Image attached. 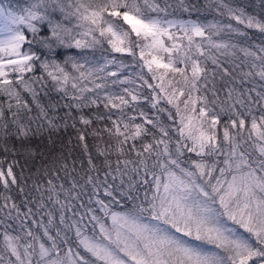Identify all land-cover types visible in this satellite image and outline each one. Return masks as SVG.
<instances>
[{
	"label": "snow or ice",
	"instance_id": "1",
	"mask_svg": "<svg viewBox=\"0 0 264 264\" xmlns=\"http://www.w3.org/2000/svg\"><path fill=\"white\" fill-rule=\"evenodd\" d=\"M0 264H264V0L0 2Z\"/></svg>",
	"mask_w": 264,
	"mask_h": 264
},
{
	"label": "trees",
	"instance_id": "2",
	"mask_svg": "<svg viewBox=\"0 0 264 264\" xmlns=\"http://www.w3.org/2000/svg\"><path fill=\"white\" fill-rule=\"evenodd\" d=\"M0 2H3V3H9L10 2V0H0ZM11 2H15V0H11Z\"/></svg>",
	"mask_w": 264,
	"mask_h": 264
}]
</instances>
